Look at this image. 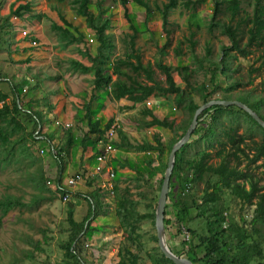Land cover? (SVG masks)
<instances>
[{
    "label": "rangeland",
    "instance_id": "obj_1",
    "mask_svg": "<svg viewBox=\"0 0 264 264\" xmlns=\"http://www.w3.org/2000/svg\"><path fill=\"white\" fill-rule=\"evenodd\" d=\"M18 1L20 0H0V90L7 93L9 95L8 100H10V84H12L17 87L22 99L32 104L33 108H45L47 113H50L49 108L47 109V99L33 94L34 92L31 90L34 82L29 85L33 80L30 75L33 74L32 72L36 73V69L26 65L25 62L27 61L24 59L17 60L14 57V54H29L31 51L40 50L39 48L23 46L25 39L20 38L19 31L21 29L19 28H22L21 24L25 21L32 20L30 18L32 15L37 14L43 16H36V19L46 17L45 22L47 24L50 21L53 22L54 19L62 22L59 13L65 18L70 16L69 20L73 25L76 24H74L76 22L74 17H79L71 8L73 0H32V6L37 7L35 11L31 10L34 13L23 14L17 22L15 20L17 18L10 14V9L15 7ZM128 1L127 7L131 23L124 16V8L120 0H90V11L95 16L102 12V18H107L110 22V28L107 32L111 34L115 48L109 64L112 61L124 59L126 56L132 57L139 54L144 64L150 62L153 65V79L162 87H165L164 74L155 67L156 62L173 67L188 66L190 87L186 86L183 76H180L177 71H173L172 75L176 85L185 89L197 105L204 104V93H210L211 100L238 101L241 103L246 100L250 104L262 101L259 109L261 115L264 116V44L261 47H249L251 51L246 56L228 50L227 69L219 68L213 71V66L218 65L217 61L222 54V47L229 46L230 40L220 32V26L208 28L212 0H203L195 7L189 8L184 7V0H176V7L169 11V23L165 27L162 25L160 10L163 4L167 2L166 0H143L151 10L149 16H146L143 7L133 0ZM255 4L256 0H240L239 14L234 20H231L229 12L226 10L228 3L223 2L220 6L222 13L216 17V20L223 24H231L234 27L239 25L243 36L242 43L244 44L247 38L246 31L250 27L247 19L250 18ZM6 21L7 23H5ZM81 21L86 37L85 41L78 44L80 47H77V44L69 45L71 48L68 49L69 46H62L61 44V46H51L49 44V49L43 50V52L51 63L39 69L41 70L40 73L34 75L37 76V79L39 77L41 80L44 79L42 85L45 88H53L57 86V79L61 72L68 90L65 97L71 104L72 113L76 112L78 117L80 114L82 116L86 114V105L91 102L92 95L94 96L93 75L78 70L74 71L70 67V61L76 59V61L90 66L87 54L94 56L97 47L94 31L87 27L84 19ZM129 24L134 26V30L129 27ZM52 32L57 36L54 31ZM133 34H135V52L132 51V47H129V39ZM89 38L93 39L92 43L88 42ZM191 43H194V46H191ZM177 48L181 50L180 54L176 53ZM207 48L209 55L206 54ZM124 70L132 77H136L138 81L151 85L146 74L142 71L136 73L129 69L124 68ZM211 73L216 82L215 87L210 81ZM42 75L47 76L46 79L45 77L42 79ZM37 79L35 77V80ZM203 86L206 88V92L201 90ZM231 86L232 88L229 89ZM30 87H32L31 90L28 89ZM95 98L90 104L93 119L97 120L101 127H104L110 120H117L120 129L116 139L120 137L119 133L123 132L126 140L138 145L149 139L153 140V134L158 133L164 145L161 155L162 164H165L168 159L169 144L179 137L190 116L189 110L185 107L186 103L178 105L174 95L165 97L150 95V104H148L147 99L136 106H132L133 102L125 97L116 100L108 93L96 95ZM32 101L35 102V105ZM146 109H150L160 119L166 117L169 120H174V128L158 127L159 129H154L145 126L144 122L151 119L149 115H145ZM202 112L199 115L201 116L200 127L204 128L209 123L210 113L202 115ZM18 117L23 124L24 131L22 130V132L24 135L20 136L22 132L13 134L11 139L15 140L18 137L20 139H17L12 146L0 148V201L8 197L19 202L18 206L1 218L0 264H71L72 260L65 257L62 248V244L67 241L70 232L67 219L68 210L73 212L74 219L83 222L89 212L86 195L95 189L100 195L102 207L98 212L100 214L98 220L101 221H98V224H93L92 228L89 227L88 232L94 231L93 228H97L96 226H100L102 229L97 234L95 231L94 234L90 232V235H86L83 244L79 247L83 257L80 264H122V261L124 264H129L131 257L128 256L127 251L139 255L138 264H155V257L159 256L162 251L158 246V241L154 239V236L157 235V229L156 217L154 218L153 214L154 210L157 209L158 196L163 181L161 179L164 177L166 165L148 166L146 160L154 157L159 161L157 153L153 152L152 154L155 155L152 156L147 152L115 146L113 162L117 166V172L115 171L113 181L115 189L110 195L99 187L100 178L99 181L92 182V185L88 183L92 179L95 164L92 159L93 137L88 136L85 145L82 142L88 131L87 125L86 129L81 127L76 138L73 136L75 143L68 151L66 150L60 155L62 161L59 163L55 153L60 146L63 147L66 144V123L55 121L52 116L48 119L50 121L43 118L40 135L31 141L27 135L32 132L33 124L22 113ZM56 124L63 126V129L58 127V130L50 135L52 141L48 142L45 138V128L48 125ZM215 125L219 137H222L219 133L220 127H236L238 133L245 138L243 145L246 153L249 154V158L252 156L254 148L264 137V132L251 124L240 111V108L234 106L231 111L218 114V123ZM139 128L140 130H137ZM189 142L183 154L186 159H192L196 157L198 152L208 150L213 154L210 162L214 165L219 162V157L215 155L219 145L215 140L209 141L206 138H199L195 134L190 137ZM50 145L54 146V153L50 152ZM142 155L146 159H143ZM261 161V159L250 161L241 155L239 161L234 159L232 163L241 171L251 174L258 181L259 186H262L264 185V171L260 165ZM75 174H81L84 177L71 190L69 201L64 202L63 192L66 190V181ZM58 177H60L58 183L61 191L47 186L46 183L50 181L57 184ZM204 179L210 183L216 181L214 176L204 177ZM204 188V183H197L189 189L188 194L199 199L203 195ZM220 188H222L226 223L229 219L237 221L252 233L250 219L254 206H249L235 198L228 189ZM124 189H128L133 198L138 201V211L148 215L137 223L135 232L138 236H136V240L127 235L123 229L117 228L115 220L113 224L103 222L104 214L106 216L112 215V219L114 218L116 202ZM176 192L177 183L173 182L165 206L167 214L164 218L170 221L169 225L164 223L166 243L176 255L191 260L189 245L186 243L187 241L185 242L188 239V233L177 221L173 207ZM191 212L192 214L195 213L194 207H191ZM94 222L97 223L96 220ZM187 226L193 228L196 234L206 232L205 222L201 219L191 221ZM256 227L260 233L252 235V238L261 241L264 235V226L257 224ZM189 238L191 239L190 236ZM197 241V237L194 236L192 243H197ZM228 241L231 242L233 249L235 240L228 238ZM261 245L264 253V242ZM197 251L200 253L201 250L198 249ZM229 252L230 250L227 249V254Z\"/></svg>",
    "mask_w": 264,
    "mask_h": 264
},
{
    "label": "trees",
    "instance_id": "obj_2",
    "mask_svg": "<svg viewBox=\"0 0 264 264\" xmlns=\"http://www.w3.org/2000/svg\"><path fill=\"white\" fill-rule=\"evenodd\" d=\"M63 1V0H59ZM160 10L162 16V25L165 27L168 25L169 11L176 7V0H166ZM203 0H184L183 5L185 8L191 6L195 7ZM124 8V16L127 21L131 23L128 14V0H120ZM141 7L145 9L146 16H149L151 10L147 3L143 0H133ZM223 2H227L228 5L226 10L229 12L231 20H234L240 11V0H212V11L209 19L208 28L212 29L215 26H220V32H222L230 40L229 46H223L222 54L218 58V65L213 66V71L216 69L226 70L228 67V50L235 51L242 56H246L250 53L249 47L258 46L261 47L264 44V0H256L254 10L250 18H248L249 28L247 29L246 42L243 44V36L239 25L232 26L231 24H223L216 20V17L222 13ZM90 0H73L71 2V8L75 12L76 16L85 20L88 28L92 29L95 33V39L97 47L94 56L87 57L90 61V66L83 64L80 61L71 60L70 67L74 71L78 70L84 73H92V88L93 94L91 102L86 105V118L88 132L85 134L82 142L85 145L88 136L93 137V142L101 135L104 130L111 124L108 121L104 127L100 126V123L93 119L90 112V104L95 100L96 95L108 93L112 98L119 100L121 98H127L133 102L132 106H136L139 103L146 101L150 95H157L165 97L167 95H174V99L178 105L186 103L185 107L189 110L190 116L187 125L183 127L182 133L177 139H174L168 148V154L173 144L179 140L188 128L193 113L196 108L199 107L186 93L185 89L180 88L176 85L172 72L177 71L180 76H183V80L186 86L190 87L189 84V67H173L161 62H156L154 65L164 74L165 87H162L160 83L153 79V65L150 62L144 64L142 57L139 54L129 57L126 56L124 59L110 62L111 54L115 48L113 39L110 33L107 31L110 28V22L107 18H102V12H99L96 16L90 11ZM100 6V5H99ZM98 6V7H99ZM59 11V10H58ZM30 7L28 4H18L15 8L10 9V14L19 18L23 14H28ZM42 17L43 15L37 14L32 17ZM62 24L54 22L52 24V30L57 34L59 42L62 46H69L72 44H81L85 41L86 35L79 30L78 27L70 23L64 15L59 13ZM7 23V21L5 22ZM129 27L134 26L129 24ZM193 36V34H191ZM194 46V43H191ZM129 47H132V51L135 52V34L131 35L129 39ZM177 54L181 53V50L177 48ZM206 54L209 55V49L207 48ZM133 58V59H132ZM135 59V60H134ZM129 69L133 72L142 71L146 74L147 80L151 85L144 84L128 74L124 70ZM210 81L216 86L213 74L211 73ZM11 86V99L8 100L9 95L0 90V148H5L14 145L15 140L11 139V136L15 133L24 131L23 124L19 119V114L22 113L27 120L33 124L32 132L28 133L27 137L34 141L41 133L43 124V115L39 110L32 107V105L24 101L20 96L17 87L10 84ZM232 86L229 88L231 89ZM228 89V90H229ZM206 92V88L203 86L201 89ZM211 101L210 93L203 94V103ZM259 101L254 104H250L246 100L242 103L247 105L252 111H254L261 120L264 121V116L260 113ZM233 106L222 107L213 106L202 112L203 114L210 113V120L207 126L200 127L201 116H198V123L194 129L192 135L197 134L199 138H206L209 141L215 140L219 145L215 155L219 157L217 164L210 162L213 156L211 151L202 150L198 152L196 157L192 159H186L184 157V150L189 145V141L185 143L175 155V162L173 171L170 177L169 189H172L173 182L177 183V192L175 195V201L173 207L175 208V215L177 221H179L183 228L188 233V239L185 242L189 245V253L191 254L192 264H264V253L262 250V243L264 242V235L262 240L252 238V235L260 233L256 227L257 224L264 226V185L259 186L258 181L254 177L241 171L236 165H233L234 159L239 161L241 155H244L250 161H261V166L264 171V137L262 141L254 148L252 156L249 158V154L246 153L244 148L245 138L242 134L238 133V129L234 126L220 127V136L216 133V125L218 123V114L223 112L231 111ZM240 111L248 118L251 124L258 127L264 132V128L259 126L245 111ZM145 115H149L151 119L145 121L144 125L147 127H163V128H174V120H169L164 117L162 119L156 117L150 109L144 111ZM36 129H39L36 131ZM36 131V132H35ZM35 132V134H33ZM24 132L20 136H23ZM66 144L63 147H59L56 150L55 157L59 163L62 161L61 154L69 150L74 144L73 133L71 129H67ZM120 137L115 139L114 145L118 148L131 149L138 152H150L149 155L153 156V152L157 153L160 164H162L163 154V142L158 133L153 134V140L144 141L142 144H132L125 138V134L120 132ZM48 142L52 141V137L45 135ZM55 150L54 146L51 145ZM51 147L49 148L50 152ZM146 163L148 166H152L155 163V158L147 159ZM167 163V160H166ZM166 163L162 165H166ZM141 176L144 178L142 173ZM216 177L214 183H210L205 180L204 177ZM59 178L57 182H59ZM96 179L92 176L89 185H92ZM163 180V177L161 181ZM197 183H204L205 188L202 197L196 199L191 197L189 189ZM247 186V187H246ZM228 189L230 193L240 199L243 203L249 206L253 205V214L250 219V225L252 233L249 232L244 226L237 221L227 220L224 214L222 188ZM115 189V187H114ZM169 197V195L167 196ZM87 202L89 204V212L84 218L83 222L76 223L73 219V212L68 210V224L70 226V232L67 241L62 244L64 249V255L66 258L71 259V264H80L83 261V257L80 254V245L83 244L86 238V232L90 226V223L98 216V212L101 210L100 195L97 189L86 195ZM190 199V202H189ZM19 205V202L11 198H3L0 201V224L1 218L9 211ZM139 203L133 198V195L129 193L128 189H124L119 199L116 202L114 209V218L116 221V227L121 228L124 232L131 236L133 240H136V229L137 223L142 219L146 218L147 214H142L138 211ZM191 207L195 208V213L192 214ZM166 207L164 210V217L166 216ZM156 217V210L153 214ZM196 219H201L205 222L206 232L204 234H196L195 230L187 224ZM87 222V224H86ZM164 223L168 225L170 221L164 218ZM116 228V229H117ZM83 232V233H82ZM82 233V234H81ZM135 234V236H134ZM128 236V237H129ZM191 237V239L189 238ZM196 236L197 243H192L193 237ZM228 238L234 239L233 245ZM154 239L158 241V236L155 235ZM250 239V241H249ZM200 249V253H198ZM227 249L230 250L227 254ZM172 251V250H171ZM128 256L131 257L129 264H138L139 255L137 253L127 251ZM155 264H173L172 261L163 255V252L159 256L155 257ZM122 264L123 261H122Z\"/></svg>",
    "mask_w": 264,
    "mask_h": 264
},
{
    "label": "crops",
    "instance_id": "obj_3",
    "mask_svg": "<svg viewBox=\"0 0 264 264\" xmlns=\"http://www.w3.org/2000/svg\"><path fill=\"white\" fill-rule=\"evenodd\" d=\"M18 4H28L29 7H30V14H33L34 12L32 11H35L37 7L35 6H32V0H20L17 2V5ZM16 5V6H17ZM15 6V7H16ZM13 7V8H15ZM12 8V9H13ZM32 10V11H31ZM36 12H39V11H36ZM43 13H45V11H43ZM49 16V15H47ZM32 20H30L29 22L28 21H25L24 23H22V28H19L21 30H25L29 33V36H30V39L31 40H34L36 43H37V47L35 48H39L40 50L37 51V52H33L31 51L29 54L27 53H24V54H14V57H16L17 60H21V59H24L25 61V64L26 65H30V66H33L35 69H36V73L35 72H32L33 74H31L30 76L32 77V83H29V85H32L33 82V88L30 87L28 89L32 90L34 93V95L36 96H39L41 98H46L47 99V109L49 108L50 110V113H47L46 109L45 108H36L37 110L40 111V113L43 115L44 118L47 119V121H50L48 119H50V116H52V119L53 120H57V121H62L63 123H66L67 125V128L66 129H72V132H73V136L76 138L78 135H77V132H80L81 131V127L83 126L84 129H86V125H87V118H86V114H80V116L78 117L76 112H73L72 113V108H71V104L70 102L66 99L65 95H66V92H68V90L66 89V86H65V82L63 80V77H62V74L61 72L59 73V76H58V79H57V86L53 87V88H45L43 85H42V81L44 80L43 77H46L45 75H42V79L41 80V77H39V79H37V76H34L36 75L37 73H40L42 67H44L45 65H48L49 63H51L50 61L47 60V57H45V52H43V50H47L49 49L48 48V45L50 44L51 46H58L60 45V42H59V39L57 36H55V34L52 32V24L54 22L58 23V24H62V22H59L58 20H55L54 18V21H50L49 24H47L45 21V18H37L36 17H30ZM70 16L68 18H66L70 23H72L70 20H69ZM34 19V20H33ZM74 19L76 20V22H74V26H77L79 28V30H81L82 32L84 31V28L81 26V18H75ZM17 20V22H19L18 18L15 19ZM23 22V21H22ZM47 24V25H46ZM44 27V28H43ZM46 27H48V29H46ZM49 31V32H48ZM85 33V32H84ZM18 39H20L18 37ZM72 45H76V44H72ZM23 46L24 47H29V44L27 42V40H25V43H23ZM61 46V45H60ZM77 47H80V45H76ZM68 47V46H67ZM71 47L69 46L68 49H70ZM16 51V49H15ZM76 61V59H74ZM64 76V75H63ZM35 77L37 80H35ZM49 79H50V76H48ZM67 77V75H66ZM35 86V87H34ZM75 89V86L73 87ZM150 97V96H149ZM149 99V98H148ZM40 100V99H39ZM41 102V100L39 101ZM32 103L35 105V102L32 101ZM32 105V104H31ZM48 110V112H49ZM83 118H82V117ZM97 121V120H96ZM58 123V122H57ZM86 123V124H85ZM81 125V126H79ZM58 127H60V129L62 128L63 129V126H59V125H48L46 128H45V131H46V134L47 135H52V133H54L56 130H58ZM148 128H154V129H159L158 127H148ZM143 129V128H142ZM87 130H88V126H87ZM137 130H140L137 129ZM88 132V131H87ZM116 139V138H115ZM149 141H151V139H149ZM95 142V141H94ZM93 142L92 144V155H93V160H94V164H95V159H94V155H95V151H96V147L94 146L95 143ZM51 147V145H50ZM115 151V149H114ZM144 154V153H143ZM155 155V154H153ZM143 156V155H142ZM143 159H146L145 156H143ZM114 161V152L111 156V164L112 166L114 167L115 171L117 169V166L115 165V162ZM155 163L152 165L153 167L155 166H158L160 164V161H157V159L155 158ZM117 172V171H116ZM95 179L97 181H99V177L98 176H95ZM72 190V189H71ZM70 190V191H71ZM100 217V214H98V216L96 218H94V220L97 221V223L94 222V220L90 223V226L89 227H93L92 225L93 224H98V221H101V220H98ZM74 219V217H73ZM74 221L76 223H80L79 221H77L76 219H74ZM103 222H109V223H112L114 222V220L112 219V215H108L106 216L104 214V218H103ZM87 224V222H86ZM169 225V224H168ZM97 228H93L94 231H90L91 234H94V232L97 234L98 232H100V230L102 228H100V226H96ZM90 232H86V235H90L89 233ZM86 245V244H85Z\"/></svg>",
    "mask_w": 264,
    "mask_h": 264
},
{
    "label": "water",
    "instance_id": "obj_4",
    "mask_svg": "<svg viewBox=\"0 0 264 264\" xmlns=\"http://www.w3.org/2000/svg\"><path fill=\"white\" fill-rule=\"evenodd\" d=\"M213 106L238 107L243 111H245L259 126L264 128V121L261 120L260 117L254 111H252L247 105L238 101L211 100L195 109L188 128L186 129L182 137L173 144L168 154L167 164L165 168V173H164L160 193L158 196V205L156 209L155 225L157 229L158 246L163 252V255L166 258L170 259L173 264H192L191 260L180 257L171 251V249L168 247L166 243L165 232H164V210L167 202L170 177L174 167L175 155L176 152L179 150V148H181L185 143L189 141L191 134L193 133L194 129L197 126L198 116L200 115V113Z\"/></svg>",
    "mask_w": 264,
    "mask_h": 264
},
{
    "label": "built area",
    "instance_id": "obj_5",
    "mask_svg": "<svg viewBox=\"0 0 264 264\" xmlns=\"http://www.w3.org/2000/svg\"><path fill=\"white\" fill-rule=\"evenodd\" d=\"M19 32L20 38L27 40L29 47H37V43L34 40L30 39L29 33L27 31L21 30ZM92 41V38L88 39L89 43H92ZM147 102L148 104H150V99H148ZM119 129V122L117 120L112 121L111 124L104 130L101 135H99V137L94 142L96 151L94 155L95 166L92 176H98L100 178L101 184L99 185V187L101 188V190L105 191L106 193L108 192L110 195H112L114 192L113 181L115 179V169L112 166L110 160L115 149L114 141L117 137V132ZM51 151L52 153H54L55 150L53 149V147H51ZM148 153L150 154V152ZM82 177L84 176L81 174H75L66 181V190L65 192H63L64 202L69 201L71 192L70 190L82 181ZM46 183L47 186L56 188L59 191L62 190L58 182L57 184L50 181H47Z\"/></svg>",
    "mask_w": 264,
    "mask_h": 264
}]
</instances>
